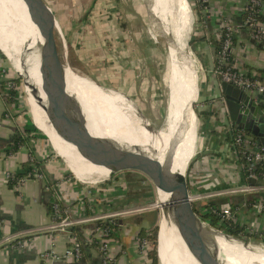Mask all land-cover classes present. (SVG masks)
I'll use <instances>...</instances> for the list:
<instances>
[{
	"label": "crops",
	"instance_id": "obj_1",
	"mask_svg": "<svg viewBox=\"0 0 264 264\" xmlns=\"http://www.w3.org/2000/svg\"><path fill=\"white\" fill-rule=\"evenodd\" d=\"M123 2H128L126 5L130 7L126 6L121 11ZM204 2V19L199 18L193 36L197 38L194 44L199 54L198 62L202 58L205 69L198 71V111L204 112L200 118L210 127L211 136L205 140L202 138L200 142L189 183L195 187V194L202 195L198 201L211 202L216 209L228 207L232 210L234 221L245 228L243 239L247 237L264 245V210L260 208L264 205V177L250 183L244 175L245 161L232 146L231 132L235 129L249 132L233 125L227 114L221 89L223 81L215 73L217 56L213 40L222 41L220 27L232 25L235 39L231 48L233 65L259 79H264V44L254 40L243 24L247 0ZM51 6L57 19V30H64L69 38L67 45L73 52L74 68L105 86L118 89L117 92L145 111L150 121L156 123L161 119L166 104L164 82L167 62L157 39L165 38L155 33L156 24L152 25L147 1L51 0ZM187 7L192 15L188 0ZM262 7L264 15V2ZM153 11L163 16L157 0H154ZM2 66L0 58V68ZM247 93L264 112V96L257 92ZM14 108V104L8 103L0 92V264H55L42 255L52 250L63 252L71 246L72 234L77 235L73 231L75 227L81 229V236L77 238L84 241L93 225L80 224L71 228V232L44 229L52 223L54 201L67 204L72 218L107 213L112 211L113 205V210H117L116 204L124 209L127 207L128 187L135 180L128 175L125 183L113 180L111 185L102 188L109 190L110 195L107 204L103 205L95 202V196L100 192L91 190L93 194L88 195L86 183L70 173V168L59 158L49 139L41 136L29 138L16 152L8 153L6 150L10 149L18 128L26 123V118ZM207 140L208 143L205 142ZM260 147L258 142L255 148ZM36 158L41 163L40 167L33 165L44 174L43 179L29 180L22 188L6 182L7 173L19 175L28 167V162ZM243 186H252L253 189L230 193L231 189ZM219 192L223 194H217ZM153 219L149 212L123 219L116 235L112 236L109 259H105L96 245L84 244L83 258L77 263L64 264H150L147 254L139 249L136 237L142 229L152 226ZM16 237L30 242L18 249L14 241L8 240Z\"/></svg>",
	"mask_w": 264,
	"mask_h": 264
},
{
	"label": "bare ground",
	"instance_id": "obj_2",
	"mask_svg": "<svg viewBox=\"0 0 264 264\" xmlns=\"http://www.w3.org/2000/svg\"><path fill=\"white\" fill-rule=\"evenodd\" d=\"M146 1L152 25L156 24L155 33L164 37L169 47L170 59L166 73L169 99L166 123L161 132L155 131L151 134L146 130L143 126V113L126 102L124 95L114 90L115 93L113 89L102 86L87 76H79L70 69L67 72L70 93L52 82H46L45 86L64 107L71 108L61 98V94L79 98L77 105L84 109L90 120L92 134L122 140L141 158H173L174 170L185 172L200 144L198 117L192 107L200 100V76L195 57L187 45L192 33L193 18L187 7V0H157L163 16L153 11L154 0ZM32 14L33 8L28 0H0V48L11 59L19 74L28 75L30 81L40 84L39 46L43 37L31 21ZM55 30L56 19L50 36L51 53L59 62L66 64L68 61L62 58L58 50ZM24 43L27 44L26 49L21 50ZM23 83L24 92L33 104L35 124L48 136L53 149L62 157L76 178L86 184L106 180L110 170L93 164L77 146L59 136L32 89L26 85L25 80ZM42 97L45 100L43 93ZM174 150L176 154L172 156ZM155 188V206L161 211L160 251L164 264H200L188 250L176 226L174 214H180V206L175 201L179 198L178 195L163 182ZM204 241L217 264H264L262 247L246 246L238 239L221 233L215 234L208 228L205 229Z\"/></svg>",
	"mask_w": 264,
	"mask_h": 264
},
{
	"label": "water",
	"instance_id": "obj_3",
	"mask_svg": "<svg viewBox=\"0 0 264 264\" xmlns=\"http://www.w3.org/2000/svg\"><path fill=\"white\" fill-rule=\"evenodd\" d=\"M28 2L33 8L31 21L37 26L43 37V42L39 46L40 84H38L39 82L34 84L28 75H20L25 80L26 85L32 89L34 96L42 105L58 134L77 146L90 162L108 168L110 170L108 178L115 173L128 171L129 174L142 175L151 190L153 184L155 186L162 182L168 184L179 197L175 201L180 206V214H174V218L183 242L200 264H217L205 244V229L208 228L215 234L221 233L227 237H235L216 229L196 213L190 194L187 170L185 172L174 170L173 158H141L135 155L122 140L92 134L90 120L87 118L84 109L77 105V102H80L79 98L61 94V98L71 108L64 107L60 100L46 88L45 83L52 82L70 93L67 78L68 69L79 76L82 75L73 69L69 59L64 64L59 62V59L51 53L50 36L56 19L51 0H28ZM25 46H27L26 43L21 47V50L23 48L25 50ZM221 89L224 94L223 103L231 123L247 130L264 148V112L261 111L260 106L250 94L231 83L223 81ZM41 92L44 94L45 100ZM193 111H195L194 107ZM164 122L166 123V116ZM35 126L38 128L36 124ZM163 127L152 128L161 132ZM175 154L176 151L174 150L171 155L175 156ZM248 180L252 184L256 182V178H249ZM118 220L120 223L123 222L122 219ZM235 239L240 240L246 246H254L242 238Z\"/></svg>",
	"mask_w": 264,
	"mask_h": 264
},
{
	"label": "built area",
	"instance_id": "obj_4",
	"mask_svg": "<svg viewBox=\"0 0 264 264\" xmlns=\"http://www.w3.org/2000/svg\"><path fill=\"white\" fill-rule=\"evenodd\" d=\"M203 2L206 0H202ZM264 0H247L245 4V10L250 12V15L244 20L243 24L247 25L251 22V14L262 13V6ZM251 25L254 27L255 33L253 39L256 41L264 40V21L255 22L252 20ZM222 31H226V37L221 41L223 50L220 51L215 73L222 80L233 84L234 86L244 90L245 92H257L264 96V79L253 78L249 74H246L236 69L229 62L228 51L231 50L232 37L234 35V28L230 24L222 25ZM9 87L12 89H18L15 82H10ZM258 145V140L247 132H238L234 134L232 146L238 150L240 155L245 161V168L247 173V179L255 178V169L258 164L264 163V148H255ZM34 162V160H32ZM44 174L37 169L32 167L28 172L23 175L16 173H7L6 182L13 185L16 188H22L29 180L32 179H43ZM252 186L237 187L230 190V193H238L243 191H251ZM217 194H223L219 192ZM194 201L202 198L201 194L191 195ZM264 210V205L260 206ZM135 208H124L116 211L114 214L99 213L95 215L79 216L77 218L70 217V209L63 207L61 202L56 200L52 205V223L46 226L44 229L71 232V228L82 224H92L90 235L87 236L84 241L77 238V235L72 234L73 244L67 247L63 252L50 251L45 252L42 257L50 260L55 264L64 263H77L83 258V246L84 244L96 245L99 251L104 255L105 259L110 257V248L112 243V234L114 233L116 226H118L120 214L131 215ZM141 209H138L140 211ZM137 211V210H136ZM216 212L221 217V220L234 221V214L230 208L217 209ZM120 224V222H119ZM10 241L15 242V247L18 249L24 248L28 242L27 239L22 237L8 238ZM136 241L141 252L147 254L152 249V242L150 239L136 237ZM151 264V260L148 256Z\"/></svg>",
	"mask_w": 264,
	"mask_h": 264
},
{
	"label": "rangeland",
	"instance_id": "obj_5",
	"mask_svg": "<svg viewBox=\"0 0 264 264\" xmlns=\"http://www.w3.org/2000/svg\"><path fill=\"white\" fill-rule=\"evenodd\" d=\"M189 3H190V7L192 9V17H193V27H192V33L190 34L189 38H188V41H187V44H188V49L191 51V53L194 55V57L196 58V66H197V69L198 71L200 72V70H205L204 69V62L202 61L203 59L201 58L200 59V62H198V58H199V54L197 53L196 49H195V44L191 42V39L193 37V34L194 32L197 30V26H198V23H199V18H200V13H198V9H196V7H200L199 5V0H188ZM128 2H123L121 6V11L124 10V8L127 6ZM158 6V5H157ZM127 7H130L129 5ZM56 24H57V20H56ZM57 27H58V24H57ZM34 30V29H33ZM64 32V30H63ZM62 31H58V30H55V36H56V42H57V46H58V50L62 56L63 59L67 60L69 59L70 63H71V66L73 67V69L79 73L80 75L82 76H85V74L79 72L78 70H76L73 66L74 64V60H73V52H72V49H71V46L69 48V46L67 45V42L69 43V38L66 37V34L64 32L63 34ZM34 35H35V31H34ZM66 39H65V37ZM152 36L153 33H151ZM67 40V41H66ZM159 41V43L161 44L162 46V49L165 53V56H166V62L168 64V46H167V43L165 42V40H163L162 38H158L157 39ZM70 45V44H69ZM197 48V47H196ZM200 52V51H199ZM0 58L2 59L3 61V66L0 68V70H2L0 72V77L1 76H4V78H9V79H16L17 80V91L19 92L18 93V97H17V101H18V106L19 107H16L15 105V108H16V112L21 115V116H29L32 118V120L35 119V114H34V109H33V104H32V101L30 99H28L26 93L24 92V79L23 77L16 71V69L14 68L13 66V63L11 61V59L5 54L3 53L1 50H0ZM19 80V82H18ZM96 82H98L97 80H95ZM99 84L105 86L104 84L98 82ZM164 94H165V101H166V104L164 105L165 107V110L163 109V117L161 119H158V121L155 123L154 121H150V119H148L146 117V112L141 110L138 106V109L144 114V116L147 118V121L146 118L144 116H142L143 118V126L146 130H148L151 134H153L156 130H154L152 127L154 128H161L163 127L164 125V121H165V116H166V108H167V104H168V99H169V84H168V78L166 77V83L164 82ZM105 87H108L110 88L112 91H119L118 89L114 88V87H111V86H105ZM114 91V92H115ZM116 93V92H115ZM126 102H128L131 106H133L135 109H137V107L135 106V104L131 101H129L128 99H126ZM137 105V104H136ZM193 107L195 109V112L197 114V117H198V135L200 137V142L202 140V138L207 139V137H210L211 136V129L208 125L204 124V120L202 118H199V115H198V109H199V103L198 102H195L193 104ZM14 108V109H15ZM16 112L13 110V114ZM207 121V120H206ZM201 122V123H200ZM48 139V137H47ZM206 143H208V140L205 141ZM199 148H200V144L198 145L197 147V150L195 152V155L193 156V158L190 160L189 162V166L187 168V171H186V174H187V178H188V181L191 182L190 178H191V171L193 170L194 168V165H195V161L197 160H194V158L196 157V155L199 154ZM59 158L62 159L61 156H59ZM198 158V157H197ZM63 160V159H62ZM64 161V160H63ZM65 164V162H64ZM66 165V164H65ZM70 173L74 175V173L70 170ZM128 175L130 176V174L128 173V171H121V172H118V173H115L113 174L112 176H110L108 179L102 181V182H99V183H96V184H84L86 185L89 189V192H88V195H92L93 194V191L91 190H96V192H100V194H97L95 196V202L96 203H99V204H107V200H108V196L109 195V190H104L102 188H106V186L108 185H111L113 183V180L118 181V180H122L124 183L126 182L125 179L128 178ZM76 178V177H75ZM77 179V178H76ZM106 184V185H105ZM153 184V183H152ZM190 184V183H189ZM191 186V184H190ZM195 187L191 186L189 189H190V194L191 195H195V191L194 190ZM91 191V192H90ZM152 193H153V201L150 202V203H144L143 205L141 204V206H137V208H135L133 210V213L131 215H124V214H120L118 215L119 219H125L127 218L128 216H138V215H143L145 213H150L153 215L154 219H153V223L152 225H159V219H160V210L159 208H156L155 206V203L157 201V194H156V188H155V185L153 184V189H152ZM198 194V193H197ZM101 201V202H99ZM206 200H202L201 202L200 201H195L193 202L195 206L197 207H200L201 204H205ZM199 202V203H198ZM118 208L117 210H113L114 209V205L111 206L113 207L112 211H108L107 213L109 214H114L116 213V211L118 210H121L119 208V205L116 204ZM93 208L95 210L96 206L93 205ZM138 209H141L140 211H138ZM137 210V211H136ZM152 227V226H151ZM217 229V228H216ZM220 230V229H219ZM222 231V230H221ZM230 235V234H229ZM231 236H234V235H231ZM235 238H238L236 236H234ZM242 238V237H241ZM243 239V238H242ZM245 240L247 243H250L251 245H254V246H259V247H262L264 248V245L261 244L260 242H258L257 240H250L249 238H245L243 239ZM152 242V241H151ZM154 248V245L152 243V249ZM151 249V250H152ZM158 254H159V264H164L163 260H162V257H161V251H160V227H159V234H158Z\"/></svg>",
	"mask_w": 264,
	"mask_h": 264
},
{
	"label": "trees",
	"instance_id": "obj_6",
	"mask_svg": "<svg viewBox=\"0 0 264 264\" xmlns=\"http://www.w3.org/2000/svg\"><path fill=\"white\" fill-rule=\"evenodd\" d=\"M199 5L200 7H196V9H198V13H200V19H204V14H203V9L205 8V5L202 0H199ZM245 10V9H244ZM250 15V12L245 10L244 14H243V18L244 20ZM251 19L255 22H263L264 21V15L262 13H252L251 14ZM249 22L247 25H245V27L249 30L250 34L253 37V34L255 33L254 31V27L251 25L252 23ZM225 30L221 32V39L223 40L226 35H225ZM197 40V38H195L194 36L191 39V42L194 43ZM234 35L232 37V42H231V46L233 47L234 44ZM214 44L216 45V56L218 58V55L220 53L221 50H223V45L221 41H216L213 40ZM262 44H264V40L260 41ZM229 54V62L231 63V65H233L232 63V53L231 50L228 51ZM217 63V61H216ZM234 66V65H233ZM235 67V66H234ZM236 68V67H235ZM237 69V68H236ZM2 71V70H1ZM254 78V77H253ZM256 78V77H255ZM10 82H15L17 84V80L16 79H9V78H4V76L0 77V92L2 93V95L4 96L5 100L8 103H12L14 104L16 107L18 106V101H17V97H18V91L17 89H12L9 87V83ZM19 82V80H18ZM198 111V110H197ZM204 112H199L198 111V115L199 118L203 115ZM26 118V123L21 127L18 128L16 134L14 135V138L10 144V149H7L6 151L8 153L11 152H16L22 145L26 144L27 140L29 138L32 137H37V136H41L44 138H47V136L45 134H43L34 124L33 120L31 117L29 116H25ZM240 129H235L233 132H231V142H233V137L234 134L240 132ZM233 133V134H232ZM233 135V136H232ZM240 154V153H239ZM32 164V165H31ZM40 167V162L39 160L36 158V160L34 161V163L32 161L28 162V167H25V170L22 173H19V175H22L26 172H28L32 167H34V165ZM244 175L245 177H247V173H246V168H244ZM255 178H263L264 177V163L262 164H258L256 169H255ZM63 207H67L68 205L61 202ZM193 208L196 211V213L201 216L202 219H204L206 222H208L209 224H211L213 227L222 230L224 233L230 234V235H234L238 238L242 237V234L245 232V228L243 226H241L240 224H238L235 221H226V220H221V217L219 216V214L216 212V208L212 206V203H206L204 206L202 207H197L194 205L193 203ZM119 227V222H118V226H116V229L114 231V233L112 234V236L116 235V230ZM73 231L77 234V236H81V229L78 227L73 228ZM158 234H159V225H152V227H150L149 229H142L140 231V233L138 234L139 238H146V239H150L154 245V248L152 250L149 251L148 256L151 260V264H159V255H158Z\"/></svg>",
	"mask_w": 264,
	"mask_h": 264
},
{
	"label": "flooded vegetation",
	"instance_id": "obj_7",
	"mask_svg": "<svg viewBox=\"0 0 264 264\" xmlns=\"http://www.w3.org/2000/svg\"><path fill=\"white\" fill-rule=\"evenodd\" d=\"M131 179H134V184L130 183L128 187V197L125 200L126 208H137L144 203H150L153 201L152 190L149 188L148 182L143 176L130 175Z\"/></svg>",
	"mask_w": 264,
	"mask_h": 264
}]
</instances>
